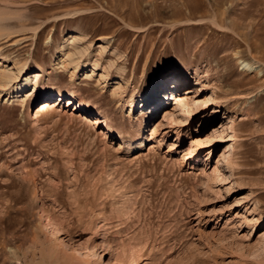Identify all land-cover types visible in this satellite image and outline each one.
I'll return each mask as SVG.
<instances>
[{
    "label": "rangeland",
    "instance_id": "obj_1",
    "mask_svg": "<svg viewBox=\"0 0 264 264\" xmlns=\"http://www.w3.org/2000/svg\"><path fill=\"white\" fill-rule=\"evenodd\" d=\"M0 14V59L39 75L0 95V264H264V0Z\"/></svg>",
    "mask_w": 264,
    "mask_h": 264
},
{
    "label": "bare ground",
    "instance_id": "obj_2",
    "mask_svg": "<svg viewBox=\"0 0 264 264\" xmlns=\"http://www.w3.org/2000/svg\"><path fill=\"white\" fill-rule=\"evenodd\" d=\"M2 15L3 14H0V18H2ZM18 25H19V23H18ZM23 25V24H22ZM2 29L0 28V31H1ZM5 30V29H4ZM24 30V29H23ZM35 30V29H34ZM34 33H35V31H34ZM10 33L8 32V33H0V38H5V37H7L8 35H9ZM35 35V34H34ZM13 37V36H12ZM73 40H75V39H73ZM2 41V40H1ZM0 41V42H1ZM76 41V40H75ZM79 52H80V50H79ZM82 52V51H81ZM80 52V53H81ZM63 55V54H62ZM63 57V56H62ZM1 58V57H0ZM3 59V58H2ZM1 60V59H0ZM19 60V59H18ZM78 58L74 55V53L72 52V53H68V54H66L65 55V58L63 59V62H62V64L64 63V65L66 66V67H70L71 68V72H70V76H72L73 74H74V71L80 66V64L78 63ZM21 60H19L18 62L17 61H12L11 63V66H9L8 64H6L4 61L2 62V60L0 61V95H8V97H10V95H11V97H13V96H17V94H19V93H21V92H23L24 90H26L27 89V87H28V85H29V83L31 82V81H33L32 82V90L33 91H35V90H37V88H38V85L36 84V82H37V77L39 76L38 74H33V75H30V76H28L27 74H26V67H24L25 66V63H19ZM24 62V61H23ZM241 65H242V69H245V70H251V69H253V70H257V69H255L254 67H252V65L250 64V63H248V62H246V61H241V63H240ZM97 65V64H96ZM94 66V65H93ZM95 67H97V66H95ZM83 68V67H82ZM94 68V67H93ZM93 68L91 69V71L93 70ZM99 68V67H98ZM100 70V69H99ZM104 72H105V70H103ZM102 71V72H103ZM188 71H189V69H188ZM187 73V76H188V73L190 74V73H192V72H187V71H182V73ZM196 72V71H195ZM257 73H258V71H257ZM93 74V73H92ZM123 74V73H122ZM101 76H105V75H101L100 74V77L99 78H102ZM120 76V75H119ZM184 76H186V75H184ZM117 77V76H116ZM115 77V78H116ZM71 78V77H70ZM105 79V78H104ZM102 80L103 82L105 81V80ZM184 79H187L186 77H184ZM99 80V79H98ZM124 80V79H123ZM116 81V80H115ZM118 83V82H117ZM103 84V83H102ZM105 85V84H104ZM113 85V84H112ZM116 85V84H115ZM118 86H120V85H118ZM118 86H116V87H118ZM118 89H120V88H118ZM30 90H31V88H30ZM114 90V89H113ZM121 90V89H120ZM156 90V89H155ZM155 90H152L150 93H149V95H146L144 98H143V100H142V106H141V108L143 109L144 108V106L146 105V104H150V103H148L149 102V100H150V97H151V94H153L154 92H155ZM117 91V90H116ZM122 91V90H121ZM124 91V90H123ZM56 92H58V91H56ZM61 92V91H60ZM169 92H170V96H172V95H174V96H176V93H175V91H172V90H169ZM113 93H115V90H114V92ZM15 94V95H14ZM28 94V93H27ZM119 94V93H118ZM24 95V94H23ZM29 95V94H28ZM69 96V97H71L72 95L71 94H57V95H53L52 93H50V95H46L45 97H46V99H45V101H43L42 103H41V106H42V109H43V111H44V108H46L47 106H49V104H48V101H50L53 97H55V96H57V98L58 99H61L62 97H64V96ZM121 95V94H120ZM75 97V96H74ZM57 99V100H58ZM176 99H178V96H177V98ZM55 100V99H54ZM74 100V99H73ZM156 102V101H155ZM154 102V103H155ZM153 103V104H154ZM51 104V103H50ZM52 105V104H51ZM157 105V104H156ZM74 106V105H73ZM85 106V105H84ZM84 106H82L80 103H76L75 104V109L76 110H81V109H83V107ZM50 107V106H49ZM49 107H48V109H49ZM86 107V106H85ZM154 107V106H153ZM41 108V107H40ZM41 109V110H42ZM85 109V108H84ZM87 109V108H86ZM153 109V108H152ZM40 110V111H41ZM145 110H146V108H145ZM154 110V109H153ZM86 111V110H85ZM159 111V109H158V107L157 108H155V110L152 112V114H154L155 112H158ZM38 112H39V110H38ZM148 112V111H147ZM146 112V113H147ZM89 114H90V112H89ZM98 116H100V115H98ZM91 117V116H90ZM88 119V118H87ZM91 121H92V123L93 124H102V125H104V126H106L107 127V122H105L102 118H100V117H91V119H90ZM89 120V121H90ZM89 123V122H88ZM91 123V124H92ZM90 124V123H89ZM91 124H90V126H91ZM101 125V126H102ZM105 128V127H104ZM111 128V127H110ZM106 129V128H105ZM108 129V128H107ZM112 131V130H111ZM114 131H115V129H114ZM113 132V131H112ZM116 133V132H115ZM114 134V133H113ZM141 143V142H140ZM142 144V143H141ZM141 146V145H140ZM142 146H143V144H142ZM227 159H228V156L227 155H224L223 156V160H224V162H226L227 163ZM223 162V163H224ZM50 225V224H49ZM57 232H56V230L54 231L53 230V232H52V234L53 235H55ZM108 264H113L111 261H108Z\"/></svg>",
    "mask_w": 264,
    "mask_h": 264
}]
</instances>
